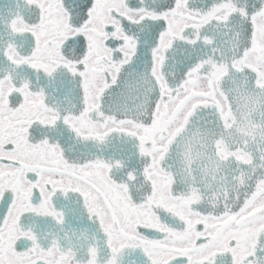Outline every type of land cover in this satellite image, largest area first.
<instances>
[{
	"label": "snow or ice",
	"instance_id": "obj_1",
	"mask_svg": "<svg viewBox=\"0 0 264 264\" xmlns=\"http://www.w3.org/2000/svg\"><path fill=\"white\" fill-rule=\"evenodd\" d=\"M0 264H264V0H0Z\"/></svg>",
	"mask_w": 264,
	"mask_h": 264
}]
</instances>
